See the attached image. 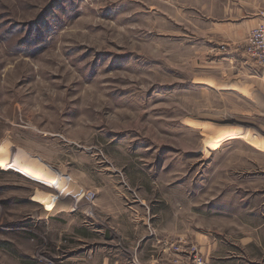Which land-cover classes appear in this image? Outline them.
I'll return each mask as SVG.
<instances>
[{
  "label": "rangeland",
  "instance_id": "obj_1",
  "mask_svg": "<svg viewBox=\"0 0 264 264\" xmlns=\"http://www.w3.org/2000/svg\"><path fill=\"white\" fill-rule=\"evenodd\" d=\"M210 11L0 0V264H264V67Z\"/></svg>",
  "mask_w": 264,
  "mask_h": 264
},
{
  "label": "crops",
  "instance_id": "obj_2",
  "mask_svg": "<svg viewBox=\"0 0 264 264\" xmlns=\"http://www.w3.org/2000/svg\"><path fill=\"white\" fill-rule=\"evenodd\" d=\"M209 4L212 30L222 34L224 45L244 38L264 19V0H209Z\"/></svg>",
  "mask_w": 264,
  "mask_h": 264
},
{
  "label": "built area",
  "instance_id": "obj_3",
  "mask_svg": "<svg viewBox=\"0 0 264 264\" xmlns=\"http://www.w3.org/2000/svg\"><path fill=\"white\" fill-rule=\"evenodd\" d=\"M247 52L250 57L264 67V19L250 31L247 42ZM83 196L92 200L96 196L93 190L83 191Z\"/></svg>",
  "mask_w": 264,
  "mask_h": 264
},
{
  "label": "bare ground",
  "instance_id": "obj_4",
  "mask_svg": "<svg viewBox=\"0 0 264 264\" xmlns=\"http://www.w3.org/2000/svg\"><path fill=\"white\" fill-rule=\"evenodd\" d=\"M23 171H24V172H28L25 168H23Z\"/></svg>",
  "mask_w": 264,
  "mask_h": 264
}]
</instances>
